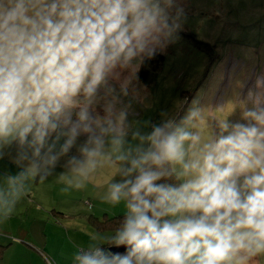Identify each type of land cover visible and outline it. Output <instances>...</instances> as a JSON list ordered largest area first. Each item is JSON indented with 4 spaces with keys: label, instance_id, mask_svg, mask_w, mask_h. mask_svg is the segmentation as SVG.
<instances>
[{
    "label": "clouds",
    "instance_id": "9594fccd",
    "mask_svg": "<svg viewBox=\"0 0 264 264\" xmlns=\"http://www.w3.org/2000/svg\"><path fill=\"white\" fill-rule=\"evenodd\" d=\"M182 20L176 0H0V160L19 169L2 176L0 220L66 157L65 191L107 165L119 179L102 199L124 205L111 246L89 243L75 264L264 258V82L209 135L196 100L150 132L128 119L122 98Z\"/></svg>",
    "mask_w": 264,
    "mask_h": 264
},
{
    "label": "rangeland",
    "instance_id": "374dc122",
    "mask_svg": "<svg viewBox=\"0 0 264 264\" xmlns=\"http://www.w3.org/2000/svg\"><path fill=\"white\" fill-rule=\"evenodd\" d=\"M176 3L183 9L182 27L174 41L158 51L163 55L162 63L147 82L138 76L122 100L131 103L129 121L144 132H150L151 125L162 120L161 113L179 119L196 100L206 110L201 127L209 135L218 131L216 120L239 121L241 103L248 100L250 92L259 90L258 81L264 82V0ZM247 106L251 107V103ZM10 152L14 155L15 149ZM66 159H61L60 166L45 181L37 178L26 182L23 194L27 202L17 204V214L11 221L28 232L33 244L42 241L50 248L64 242L65 231L74 226L107 234L103 239L106 243L114 230H97L91 220L124 213L123 203L112 205L102 199L107 183L115 177V169L99 167L84 188L65 191L57 177L65 171L62 165ZM17 171L8 156L0 160L1 180L4 173ZM17 231L11 238H17ZM254 264H264V258H256Z\"/></svg>",
    "mask_w": 264,
    "mask_h": 264
},
{
    "label": "crops",
    "instance_id": "0c3cea01",
    "mask_svg": "<svg viewBox=\"0 0 264 264\" xmlns=\"http://www.w3.org/2000/svg\"><path fill=\"white\" fill-rule=\"evenodd\" d=\"M24 202H27V196L22 194V200L18 204ZM16 214L17 210L7 220H0V245L4 246L0 251V264H50L48 261L50 257L55 261L53 264H75L74 255L79 247H86L89 243L103 244V239L107 236L105 233H98L95 229L87 230L74 226L73 230L65 231V241H61L58 247L50 248L42 241L33 244L28 239V232L20 224L13 225L14 221H11V218ZM15 228L19 236L15 234L17 238H11L10 235H14ZM19 241L26 243L22 244Z\"/></svg>",
    "mask_w": 264,
    "mask_h": 264
},
{
    "label": "trees",
    "instance_id": "16d2710c",
    "mask_svg": "<svg viewBox=\"0 0 264 264\" xmlns=\"http://www.w3.org/2000/svg\"><path fill=\"white\" fill-rule=\"evenodd\" d=\"M162 60H163V55L158 52L153 58L146 60L138 72L139 79L142 82H147L148 80H150L151 75L155 73L159 65L162 63ZM168 182H172V181H168ZM122 215L123 214L114 216L112 218H107V219L105 218L104 220H100L99 218L94 217L93 220H91V222L97 230H104V229L115 230V228L118 227L119 225L120 217ZM102 245L104 247L111 246V240L109 239L106 243H103ZM3 248L4 246L0 245V251ZM120 251L123 252L124 249ZM49 260L55 263L53 259L49 258L48 261Z\"/></svg>",
    "mask_w": 264,
    "mask_h": 264
},
{
    "label": "water",
    "instance_id": "95a60500",
    "mask_svg": "<svg viewBox=\"0 0 264 264\" xmlns=\"http://www.w3.org/2000/svg\"><path fill=\"white\" fill-rule=\"evenodd\" d=\"M123 248H120V249H114L115 251H120V250H122Z\"/></svg>",
    "mask_w": 264,
    "mask_h": 264
},
{
    "label": "built area",
    "instance_id": "2783aa9c",
    "mask_svg": "<svg viewBox=\"0 0 264 264\" xmlns=\"http://www.w3.org/2000/svg\"><path fill=\"white\" fill-rule=\"evenodd\" d=\"M49 263H50V264H53V262H52V261H50V260H49Z\"/></svg>",
    "mask_w": 264,
    "mask_h": 264
}]
</instances>
